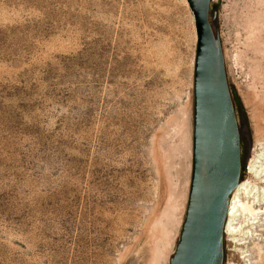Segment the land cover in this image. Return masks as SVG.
<instances>
[{"label": "rangeland", "instance_id": "obj_1", "mask_svg": "<svg viewBox=\"0 0 264 264\" xmlns=\"http://www.w3.org/2000/svg\"><path fill=\"white\" fill-rule=\"evenodd\" d=\"M211 3L249 133L241 182L260 208L264 172L248 166L264 151V0ZM194 49L186 0H0V264H148L159 238L168 264L190 179ZM256 218L224 235V264H264Z\"/></svg>", "mask_w": 264, "mask_h": 264}, {"label": "water", "instance_id": "obj_2", "mask_svg": "<svg viewBox=\"0 0 264 264\" xmlns=\"http://www.w3.org/2000/svg\"><path fill=\"white\" fill-rule=\"evenodd\" d=\"M193 17L191 170L184 217L168 264H224L229 202L241 182V126L212 0H186ZM251 150L249 142L248 155Z\"/></svg>", "mask_w": 264, "mask_h": 264}, {"label": "bare ground", "instance_id": "obj_3", "mask_svg": "<svg viewBox=\"0 0 264 264\" xmlns=\"http://www.w3.org/2000/svg\"><path fill=\"white\" fill-rule=\"evenodd\" d=\"M263 152L262 150V156ZM261 155L256 158L258 161H255L253 157L249 162L248 172L255 176H260L264 172V163L262 162ZM254 188L255 187H250L249 182H240L233 191L229 202L224 235H235L241 233V231L244 234V228L247 225L257 224L255 221L257 215H264V204L262 207L257 208V201L255 202V199H249ZM241 243L242 242H239L238 244ZM166 247L167 245L164 243L163 239H157L151 250V257L148 264H161L164 261V256H166Z\"/></svg>", "mask_w": 264, "mask_h": 264}]
</instances>
